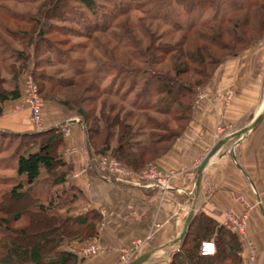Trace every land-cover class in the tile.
<instances>
[{
    "label": "trees",
    "instance_id": "1",
    "mask_svg": "<svg viewBox=\"0 0 264 264\" xmlns=\"http://www.w3.org/2000/svg\"><path fill=\"white\" fill-rule=\"evenodd\" d=\"M69 1L53 0V6L64 7ZM72 1L81 6L82 12L90 14L91 23L85 25L87 16L81 18L80 13L78 17L73 10L75 22L86 29L84 34L106 31L114 19L130 9L158 13L169 27L182 32L181 38L174 43L167 40L158 42L160 36L143 29L148 36L145 47L136 46L133 40L136 50L127 52V56H120L113 50L107 54L104 50L103 64L115 71L106 84H102L97 75L88 72L80 59L74 60L58 48H51L50 51L56 54L59 63L64 62L71 67V77L54 79L49 73L30 71L40 92L48 84L57 88L77 86L80 92L86 93L83 99L80 97L81 100L87 102H93L96 95L103 96L99 98V112L95 115L77 104L72 106L66 100L62 104L80 115L85 142L92 155L109 153L135 170L162 156L181 136L191 118L198 87L209 82L216 68L227 57L247 48L255 35L261 36L264 32V0H228L225 7L220 5L223 0H129L124 6L115 4L103 11H100L103 3L98 0ZM173 1L187 12L197 6L208 5L214 7L215 13L203 19L181 21L169 8ZM100 15L101 20L98 19ZM240 16L260 18L256 26L252 24L251 28H246L240 25L243 18ZM37 20L36 25L41 22ZM124 27L126 29L120 35L129 30L128 26ZM203 29L209 32H201ZM35 33L45 44H49L44 31L36 30ZM29 39L32 41L33 37ZM237 44L243 46L237 49ZM7 49L5 40L0 41V50ZM216 50H227L228 53L219 57ZM14 54L22 58V64L13 74L17 76L19 70H24L27 65L29 53L16 50ZM167 56L171 61L170 69L153 66ZM121 74H124L122 78ZM136 75L142 78L140 85ZM78 77L87 79L88 85H77L76 82H81L76 79ZM126 78L129 83L125 87ZM5 81L6 77L0 73V103L20 99L22 87L19 77L15 81ZM91 119L97 124H90ZM62 125L24 131L0 127V147L5 139L8 143L18 139L16 173L21 177L0 196V264H77L79 252L71 246V242L91 239L99 233L102 213L97 207L90 206L69 215L62 213L69 208V204H60L56 200L59 196L56 198L52 190L58 184L68 182L71 189L69 202L77 195H84L69 178L72 165L64 158L60 148L64 144ZM11 200L24 202L26 210L16 211L9 218L5 215L7 210H3L2 202ZM24 213L28 223L12 228L11 220H18ZM30 234L35 238L27 242L24 239ZM240 236L203 210L195 211L184 238L175 243L176 248L171 252L168 264H245ZM210 239L215 243V251L201 253L202 241Z\"/></svg>",
    "mask_w": 264,
    "mask_h": 264
},
{
    "label": "crops",
    "instance_id": "2",
    "mask_svg": "<svg viewBox=\"0 0 264 264\" xmlns=\"http://www.w3.org/2000/svg\"><path fill=\"white\" fill-rule=\"evenodd\" d=\"M205 87V95L197 94L194 99L184 132L155 160L161 168L173 172L165 191L145 184L123 185L102 173L97 167V154L92 155L86 145L80 115L57 101H45L44 128L63 123L64 144L60 148L72 165L71 182L87 197L88 206L102 213L97 239L101 248L96 255L82 258L84 242L71 243L79 252L77 264H117L119 248L141 237L147 239L135 256L156 249L153 259L143 264H168L176 246L166 244L181 231L202 158L218 139L250 123L264 103V51L251 48L228 59ZM229 87L234 94L226 100L223 92ZM16 100L0 103L10 118L15 110L6 102ZM236 139L230 138L205 166L195 211L203 210L220 221L222 211L241 215L248 204L246 233L240 236L242 254L245 264H264V117L237 143ZM239 195L245 203L237 198ZM251 246L255 250L253 259Z\"/></svg>",
    "mask_w": 264,
    "mask_h": 264
},
{
    "label": "rangeland",
    "instance_id": "3",
    "mask_svg": "<svg viewBox=\"0 0 264 264\" xmlns=\"http://www.w3.org/2000/svg\"><path fill=\"white\" fill-rule=\"evenodd\" d=\"M98 1L100 3H103V7L100 8V11H103V9L109 10L115 4L124 6L129 0ZM227 1L228 0H223L220 5L225 7V2ZM169 8L171 9V11H173L172 13L181 21H189L190 19H203L210 17L215 13L214 7L208 5L197 6L193 11L187 12L181 7V5L175 3L174 1L171 2V6ZM73 10L76 11V15H78V17L80 13H82L80 15L81 18L87 16V24L85 25H89L91 23L90 14H88L86 11L82 12L81 6L76 2H73L72 0L66 3V6L64 7H56V5L53 6V0H0V41L3 42V40H5L6 46L8 47L6 51L0 50V73L6 77V81L7 79L10 81H15L18 80L19 77V81L20 83H22L24 75H26V73L31 74V69H34L36 74L49 73L52 75L51 78L54 79H57L58 77H71V67L64 62L59 63V59L56 58V54L50 51L51 48H58L60 51H66L72 59H80L83 66L88 72L97 75L99 78H101L102 84H106L111 78L112 74L115 73V71L113 69H109L105 64H103V62L105 61V59H103L104 50L105 52H107V54L110 52V50H113L114 53H117L120 56H123V54L127 56V52L136 50V46L140 48L145 47L148 43V36L143 29L154 31L158 36H160L161 39H159L158 42L167 40L174 43L179 40L182 35V32L169 27V25L166 23L167 21L161 19V17L159 16L160 14H150L149 12H144L137 9L127 10L125 14L118 16L116 19H114L113 23H110L111 25L106 31H92L88 34H84V30L86 29H84L83 26L80 27L75 22L76 20H74L75 18H73L72 16ZM36 18L38 19L37 22L41 21L38 25H36ZM258 18H260V16L249 19L243 17L241 18L242 23L240 25L242 26L243 24L242 27L251 28L252 24L256 26V24L258 23ZM98 19H102L101 15ZM124 26H128L129 30L127 31V33L120 35L119 33H121V31H125ZM36 30L44 31V35L48 40L46 41L50 46H48L47 44H45L46 42L41 40L42 38L38 36L39 34L35 36ZM23 32H26L27 34H23ZM201 32L208 33L209 30L203 29ZM30 36L33 37L32 41L29 39ZM255 37L256 38L247 48L240 50L234 56L239 57V55L241 56L243 52L251 48H256L257 50L260 48L262 49V51H264V32L261 36L255 35ZM133 40L136 41V46L132 42ZM242 46V44L235 45L237 49ZM16 50L29 53V58L27 60V65L24 67V70H19V74H17V76H14L13 74L16 73V69H18L20 64H22V58H17V56L14 54ZM216 53L219 57H223L226 56L228 52L227 50H222L217 51ZM234 56L227 57L220 65L226 63L228 59L233 58ZM132 62H139V60H132ZM170 63L171 61L169 59V56H167L160 62L154 63L153 66L158 69L167 70L170 69ZM218 67L216 68L215 72L217 71ZM122 76H124V74L120 75L121 78ZM195 77H193V79H195ZM76 79L81 80V82H76L77 85L83 86L88 85L89 83L87 79H84L82 77H78ZM128 81L129 79L126 78L124 83L125 87L128 85ZM136 81L139 82L138 84L140 85L142 81L140 75H136ZM206 84H202L198 87V96L200 93L199 88H206ZM77 88V86L57 88L45 84L41 90L42 93L38 89L41 98L43 99L42 111L46 100H54L61 104L63 103V100H66L72 106H76L77 104L78 106L84 107V109L90 110L94 115L97 114V112H99L100 106L99 98H102L103 96L96 95L93 102L83 101L80 97L82 96L83 99V96L86 95V93L80 92ZM203 95H205V93H203ZM20 100L21 99L6 102V105L8 107H12L13 111L15 110V115H13L14 117L11 116V118L8 113H5V111L3 112L5 106H0L1 128L21 131V119L22 117H24L25 120L22 121L23 131L32 129L30 128V126L28 127V109L26 107H23L22 109L19 108L18 104L20 103ZM14 118H19L20 121H16ZM26 122L28 124H26ZM89 122L92 125L97 124V122H94L93 119L89 120ZM43 126L45 127L44 120ZM17 143L18 139H12L10 140V143H8L5 139L4 143L0 147V196L3 192L7 191L16 181H18V179L21 178L16 173L15 149ZM103 155L112 156L109 153ZM98 157L99 155L97 154L96 163L98 161ZM117 160L123 167L134 169L123 161L119 159ZM150 162L156 163L155 160L149 161L148 163ZM148 163H146V165ZM145 166L141 167L140 169L144 168ZM44 173L45 172L43 171V174ZM105 174L107 176H111L109 173ZM68 184V182L64 185L58 184L57 186L52 188V190L54 189L53 191H55L56 198L59 196V199L56 200L60 204H62L63 202L69 204V208L67 210H62V213H66L68 215L74 214L86 209L87 207H90L88 206V199L84 195H77L76 199L70 200L69 202L68 196L71 193V189H69ZM121 184L125 185L123 182ZM64 186L65 190L62 191ZM2 203L3 210H7V214L5 215H7V217L9 218H11L13 216V213L16 211L26 210L24 202L22 201L11 200L9 202L3 201ZM28 220L29 219L26 216V213H24V215H22L18 220H11L10 225L12 226V228H20L26 225L28 223ZM98 235L91 239L83 241L84 243L82 245V248L80 249L82 258H90L98 253L101 248L97 240ZM34 238L35 235L30 234L27 235L24 240H27L28 242L33 240ZM138 239H140L141 242L139 244H136L135 241ZM146 239L147 237L134 238L126 246L120 247L117 256V264L122 263L125 255L129 254L130 256H133L137 254ZM72 242H74V240ZM90 245H94L96 247V252L86 255L84 253L85 248Z\"/></svg>",
    "mask_w": 264,
    "mask_h": 264
},
{
    "label": "built area",
    "instance_id": "4",
    "mask_svg": "<svg viewBox=\"0 0 264 264\" xmlns=\"http://www.w3.org/2000/svg\"><path fill=\"white\" fill-rule=\"evenodd\" d=\"M22 96L19 105V108L26 107L28 109V121L31 130H41L43 126L42 118V106L43 99L38 91L36 82L34 81L31 74L26 73L24 75L22 83ZM199 96H202L206 92V88H199ZM224 96L226 100L231 99L233 96V90L227 88L224 90ZM23 130V129H22ZM21 130V131H22ZM98 169L104 173H109L114 181L123 182L127 184H145L158 187L162 191H165L170 186V179L173 175L171 170L161 169L156 163L150 162L144 168L140 170H134L130 168L123 167L121 163L112 156L99 155L97 161ZM145 181V182H144ZM243 203H245L244 198L239 195L237 197ZM249 205L246 204V210L238 215L232 210H224L221 212L220 223L225 227L230 229L233 232L238 233L239 235H244L246 232V225L248 219ZM136 244H139L140 239L135 241ZM210 246V251L208 250ZM201 253L210 254L215 251V243L213 240H204L201 244ZM96 252V247L94 245L87 246L84 253L86 255ZM136 255V254H135ZM135 255L130 256L129 254L124 256L122 263L124 264L135 257ZM255 256L254 247H250V258L253 259Z\"/></svg>",
    "mask_w": 264,
    "mask_h": 264
},
{
    "label": "water",
    "instance_id": "5",
    "mask_svg": "<svg viewBox=\"0 0 264 264\" xmlns=\"http://www.w3.org/2000/svg\"><path fill=\"white\" fill-rule=\"evenodd\" d=\"M264 117V103L261 107V109L256 113V115L253 117V119L251 120L250 123H248L247 125H245L244 127L229 133L228 135L218 139L214 145L209 149V151L204 155V157L202 158V161L200 162V164L197 167V175H196V179H195V183H194V189L191 191L192 192V201L190 204V207L183 219L182 222V228L181 231L179 233V235L177 237H175L173 240H171L169 243H167L166 245H170L172 243H177L180 242L186 232L187 229L189 227V224L192 220V217L195 213L196 210V201H197V196H198V192H199V188H200V183H201V179H202V174H203V170L205 168V166L207 165V163L209 162L211 156L216 153L221 147H223V145L225 143H227V141L232 138V137H237L236 139V143L244 136V134L246 132H248L250 129L254 128L257 123ZM156 249H152V250H148L145 251L137 256H135L133 259H131L130 261L124 263V264H143L146 261H149L151 259H153V253L155 252Z\"/></svg>",
    "mask_w": 264,
    "mask_h": 264
},
{
    "label": "snow or ice",
    "instance_id": "6",
    "mask_svg": "<svg viewBox=\"0 0 264 264\" xmlns=\"http://www.w3.org/2000/svg\"><path fill=\"white\" fill-rule=\"evenodd\" d=\"M208 250H209V251L211 250V249H210V246H209V249H208Z\"/></svg>",
    "mask_w": 264,
    "mask_h": 264
}]
</instances>
